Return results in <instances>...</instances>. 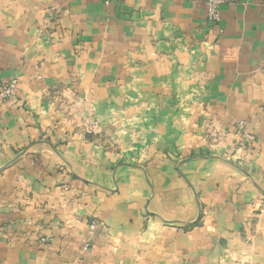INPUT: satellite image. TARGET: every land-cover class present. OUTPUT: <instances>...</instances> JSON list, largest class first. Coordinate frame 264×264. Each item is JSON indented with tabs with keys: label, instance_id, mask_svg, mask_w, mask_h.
Listing matches in <instances>:
<instances>
[{
	"label": "crops",
	"instance_id": "1",
	"mask_svg": "<svg viewBox=\"0 0 264 264\" xmlns=\"http://www.w3.org/2000/svg\"><path fill=\"white\" fill-rule=\"evenodd\" d=\"M206 3L0 0V84L18 80L0 102V264H264V0H225L215 26ZM137 87L166 90L138 115L174 152L154 170L141 140L132 156L66 128L82 103L114 122ZM92 216L107 227L83 250Z\"/></svg>",
	"mask_w": 264,
	"mask_h": 264
},
{
	"label": "rangeland",
	"instance_id": "2",
	"mask_svg": "<svg viewBox=\"0 0 264 264\" xmlns=\"http://www.w3.org/2000/svg\"><path fill=\"white\" fill-rule=\"evenodd\" d=\"M206 5H207V18H208V4L206 3ZM211 25L215 26L216 23ZM4 82H2L1 84H3ZM163 91L164 93L166 92V90L164 89L158 91V95H157L158 97L156 96L152 97V95L150 94L146 95L147 93L150 92V90H146L138 87L135 89V96L132 95V97L130 96L129 93H126L127 91H124V93L128 94L132 99H130L127 103H124L120 110L118 109L114 110L115 117L113 118V120L116 123L111 122L108 119L106 120V117L103 116L102 114H98V113L94 114L93 110L89 109V107L86 106L85 103L79 105L77 104L76 106L73 105L72 107L70 106V109L67 112L68 114L67 118L68 120L71 119V122L67 120L66 128L69 127L71 129L78 130L80 133L84 135L86 134L87 136L98 134L100 141L103 144L106 143L108 146L110 145V149L112 148L113 150H117L119 152L120 146L122 145L123 150H125L127 154L132 156H135L136 154L135 152L137 149L136 144L141 140L140 145L146 147L147 149V151L144 153L146 155V160H148V162H145L146 161L145 160L143 163L144 164L146 163L147 164L146 166L149 165L150 168L151 166L150 163L152 164L153 162L154 164V161L157 159L156 154H159L161 152L163 158L170 157L171 154H174V152L169 149L170 147L168 146V143L166 144L167 145L166 147L164 144L162 149H159L158 152H155V148L152 145H154L155 141L160 142V138L149 135L150 131L148 132L149 130L148 124H150V129H153L155 128L154 126L156 122L151 121L148 123V121H146L145 124L147 126H145L144 128V126H142L144 121L143 120L140 121L141 119L140 116L143 114H153V115L155 113L159 114L158 112L160 110L158 108H161V105L164 106V103H161V105H159V104H155V102L158 100L156 98H159L160 100ZM139 114L141 115L138 116ZM198 129L201 130L200 138L202 139L203 143L205 144V147L207 148L216 150L217 147L228 141L227 133L214 123L204 128L205 129L204 132H202L203 127L201 125L198 126ZM106 131H111L112 133L106 136L105 135ZM114 131H117L118 134L117 136L114 135ZM116 140L119 141L117 142ZM140 145L139 146L137 145V147L140 148ZM235 155L236 153L231 154L230 157H234ZM152 169L154 170V168ZM157 170H160L161 172L165 171L162 168H157ZM146 174H148L147 171ZM56 190L59 198L62 199L66 204L69 205L73 201L69 194L66 195V193H69L71 191V188L68 186V184H63L61 186H58ZM106 227L107 224H105V222L98 216L90 217L89 222L87 224V230H88L87 236L82 240L83 241L82 249L88 250L89 248H91L94 245L96 236L98 235L97 233L100 231V229H104ZM111 238L112 237H108V239L110 240ZM53 239L54 238L50 233H45V234H40L38 236L37 242L40 246H48L53 241Z\"/></svg>",
	"mask_w": 264,
	"mask_h": 264
},
{
	"label": "built area",
	"instance_id": "3",
	"mask_svg": "<svg viewBox=\"0 0 264 264\" xmlns=\"http://www.w3.org/2000/svg\"><path fill=\"white\" fill-rule=\"evenodd\" d=\"M107 5H110L113 0H104ZM225 2V0H208V21L211 24H218L221 20V6ZM50 18L51 21H58L59 20V10L56 7H52L50 10ZM261 71L264 72V62L260 67ZM17 88H18V80L11 79L10 81H6L0 85V102L14 99L17 95ZM240 128H244V123H240ZM248 138H253L252 135L248 134Z\"/></svg>",
	"mask_w": 264,
	"mask_h": 264
}]
</instances>
